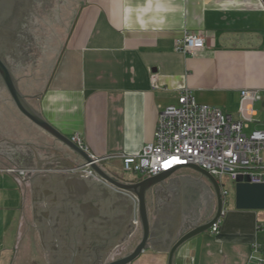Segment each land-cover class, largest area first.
<instances>
[{"label":"crops","instance_id":"0c3cea01","mask_svg":"<svg viewBox=\"0 0 264 264\" xmlns=\"http://www.w3.org/2000/svg\"><path fill=\"white\" fill-rule=\"evenodd\" d=\"M183 31L203 33L205 47L193 55L176 51ZM151 72L159 89L151 87ZM184 88L234 120L247 115L240 110L241 91L257 92L261 98L252 103L245 133L264 129V111L257 106L262 103L264 110V0H83L43 90L20 91L60 133L78 134L90 155L106 157L101 166L114 177L119 155L138 154L153 141L158 112L176 104ZM66 148L22 115L0 85L2 250L10 238L19 251L37 255L41 248L63 247L41 244L22 224L26 218L33 225L32 216L38 223L63 224L69 209L81 225L74 248L129 252L141 239L140 229L128 236L134 223L126 221L120 200L91 175L75 171L84 162L67 156ZM10 167L33 171L21 185L5 171ZM175 180L147 192L150 240L129 264H168L174 241L214 215L216 208L183 225L169 202L209 187ZM255 242L264 257V210L232 207L217 234L208 229L192 237L174 252L172 264H258L252 258Z\"/></svg>","mask_w":264,"mask_h":264},{"label":"built area","instance_id":"2783aa9c","mask_svg":"<svg viewBox=\"0 0 264 264\" xmlns=\"http://www.w3.org/2000/svg\"><path fill=\"white\" fill-rule=\"evenodd\" d=\"M205 39L201 32L183 31L176 41L175 49L184 55H193L205 47ZM150 84L152 89L160 88L156 73L151 72ZM260 98L257 92L242 90L240 110L247 115L242 120H234L217 107L197 102L189 89H182L176 104L168 105L158 112L153 141L145 145L138 154L119 155L120 169L146 178L177 164L197 165L217 180L224 206L228 196V190L223 187L224 176L234 182L238 177L247 178L254 184L264 182V129L245 133L254 115L252 103ZM71 140L87 152V147L78 134L73 135ZM90 156L93 163L98 165L106 159ZM180 168L183 167L175 170ZM5 171L14 174L19 182L33 170L10 167ZM82 171L97 179L88 165ZM132 200V222L136 225L139 222L138 202L135 196ZM223 214L224 208L220 217L209 228L212 234L218 233ZM258 249L259 244L253 243L252 258L258 264H264V257ZM124 250V247L117 248L111 259L122 256Z\"/></svg>","mask_w":264,"mask_h":264},{"label":"water","instance_id":"95a60500","mask_svg":"<svg viewBox=\"0 0 264 264\" xmlns=\"http://www.w3.org/2000/svg\"><path fill=\"white\" fill-rule=\"evenodd\" d=\"M0 77L6 88L12 102L17 107V109L29 119L36 126L41 128L43 131L48 133L54 139L58 140L68 148H70L74 153H76L84 162L82 166L75 167V171H82L84 167L88 165V168L93 172V176L97 177V181L101 184L107 186L111 189L117 198L120 200L119 203L123 207L124 217L127 212L126 209L130 211V218H132L133 200L132 197L135 196L138 202V213H139V225H131L130 231L128 233L129 237L135 235L137 229L141 231V239L135 247H133L129 252L123 254L120 257L111 259L110 254L104 256L102 254H97L96 262L98 264H129L135 260L148 246L150 240V221L148 216V206H147V192L150 189L155 188L158 185H162L167 181L175 172L178 167L189 168L200 174L202 178H205L209 182V189L213 192L216 200L215 213L211 218H208L206 222L194 225L181 235L178 239L174 241L170 250L168 257V264H172V257L174 252L185 242H187L192 237L208 230L211 225L217 221L220 217L223 209V199L220 192V186L217 180L206 170L194 164H177L170 167L157 175L137 178L135 181L126 182L121 179H116L108 174L101 165L93 163V159L90 154L80 147H78L71 138L60 133L55 127L49 124L40 114L34 111L27 103V97L22 94L18 87L17 80L14 78L10 68L2 59H0ZM83 172V171H82ZM29 174V173H28ZM26 175L25 179H21L19 183L26 184L28 181ZM94 178V177H93ZM235 208L238 210H264V182L263 183H250L247 178L238 177L235 182V192H234ZM124 244H121L123 246ZM101 251V250H97Z\"/></svg>","mask_w":264,"mask_h":264},{"label":"rangeland","instance_id":"374dc122","mask_svg":"<svg viewBox=\"0 0 264 264\" xmlns=\"http://www.w3.org/2000/svg\"><path fill=\"white\" fill-rule=\"evenodd\" d=\"M82 2L83 0H63V5L61 7L55 5L53 10L50 11L48 18L40 19L42 21L41 28L43 29V32H36V42L33 47L34 53L31 55L32 59L31 61L24 63L22 68H19L14 72L15 76L20 78L22 84L26 82L24 86L22 84L18 85L20 90H26L28 92H40L43 90L45 82L50 77L52 67L56 63L63 48L67 37V30L73 24L76 13ZM257 106H259L258 108L260 110L264 111L262 103L257 104ZM251 127L256 128L254 124H252ZM65 151L67 152L66 155L69 157L76 159L80 158L68 147ZM78 161L79 163H82L81 158ZM113 172L114 178L123 181H128L130 178H139V174L122 171L118 166L113 167ZM170 179H177L175 181L179 184H192L191 186H195L197 189L203 187V185H207V187L210 185L209 182L205 178H202L199 173L185 167L178 169ZM223 187L228 190V196L226 197L223 206L225 212L228 211V209L235 207V182L228 176H224ZM208 189L206 193L203 190H197L195 192L191 189L192 191L189 193L182 192L180 199L176 198L169 202L175 207L172 210L173 214L177 216L183 225L197 220L200 221L211 214L216 208L215 196L213 192ZM162 210L163 209H161V211ZM1 243L2 241H0V264H36L39 262L36 253H27V250L19 251L20 245L16 243V241H13V238L8 240L6 244L7 249L5 250H2L3 246H1ZM1 252L3 253L1 254ZM123 253H125V251H123Z\"/></svg>","mask_w":264,"mask_h":264},{"label":"flooded vegetation","instance_id":"af4514ba","mask_svg":"<svg viewBox=\"0 0 264 264\" xmlns=\"http://www.w3.org/2000/svg\"><path fill=\"white\" fill-rule=\"evenodd\" d=\"M62 6L63 0H0V59L14 73L23 64L31 61L34 53L36 32H43L40 19L48 18L54 6ZM0 85H4L0 77ZM125 219L128 223L130 211L126 209ZM196 214V213H195ZM195 216V215H192ZM33 225L24 218L23 230L31 231L40 243L63 244L61 248H41L36 264H98L97 254L107 256L116 252L114 249H76L74 242L81 231L76 217L66 209L62 223L44 224L33 219ZM35 223V225H34Z\"/></svg>","mask_w":264,"mask_h":264},{"label":"bare ground","instance_id":"6f19581e","mask_svg":"<svg viewBox=\"0 0 264 264\" xmlns=\"http://www.w3.org/2000/svg\"><path fill=\"white\" fill-rule=\"evenodd\" d=\"M140 224V222H138L136 225H139Z\"/></svg>","mask_w":264,"mask_h":264}]
</instances>
